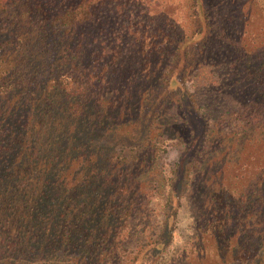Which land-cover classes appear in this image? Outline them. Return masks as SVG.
<instances>
[{
    "label": "trees",
    "instance_id": "trees-1",
    "mask_svg": "<svg viewBox=\"0 0 264 264\" xmlns=\"http://www.w3.org/2000/svg\"><path fill=\"white\" fill-rule=\"evenodd\" d=\"M132 1L114 9V0H0V264H118L114 239L146 222L134 217L145 196L151 191L167 206L175 202L179 175L168 192L166 182L154 188L153 175L161 173L157 167H126L132 180L114 184V105L136 99L137 92L121 93L128 82L114 75V11L116 17L129 12L128 27L134 26L131 20L140 16L133 13ZM185 2L195 8L196 26L185 43L195 35L199 39L186 47L154 40L144 49L151 79L145 104L157 106L161 97V80L154 74L157 54L165 59L169 46L182 49L167 78V87L174 88L177 68L199 60L211 33L204 1ZM228 21L229 42L209 57H218L221 69L241 82L242 97L206 134L216 140L224 118L235 114L243 126L251 124L264 136V47L236 53L230 41L233 19ZM142 156L151 162L152 155ZM255 176L240 189L207 182L203 204L210 216L198 221L196 236L210 229L213 257L222 258V264H264V165ZM233 207L243 218H231ZM168 212L159 231L154 221L146 222L152 236L169 230ZM233 221L243 231H228ZM161 240L156 235L151 243Z\"/></svg>",
    "mask_w": 264,
    "mask_h": 264
},
{
    "label": "rangeland",
    "instance_id": "rangeland-1",
    "mask_svg": "<svg viewBox=\"0 0 264 264\" xmlns=\"http://www.w3.org/2000/svg\"><path fill=\"white\" fill-rule=\"evenodd\" d=\"M185 1L133 0V13L140 17L131 20V24L137 23L129 27V12L119 11L116 17L114 11V75L128 82L121 93L127 95L137 90L136 99L141 98L138 103L136 99L124 98L117 104L119 107L114 105V184L124 181L128 185L132 180L126 167H157L161 173L153 175L152 185L155 188L160 181L166 182L165 191L168 192L171 179L179 175L173 185L174 189L177 187L173 205H165L160 193L151 195L150 191L145 196L144 206L134 216L150 224L154 221L155 230L159 231L165 213L170 211L169 230L152 236V229L146 222L124 230L120 240L114 239L118 264H215L223 261L213 257L209 228L196 236L198 221L210 216L203 204L207 201V182L212 179L215 186L240 189L254 179L264 165V136L251 128V124L243 126L240 118H233L235 114L224 118L222 132L216 140L206 134L219 114L237 108L242 97L241 82L234 81L232 74L221 69L218 57L210 58L209 55L229 42L230 36L224 34L225 28L229 29V19H233L230 41H234L235 52L239 49L259 52L264 47V0H203L208 7L206 14L211 21V33L205 36L199 60L177 68L171 80L174 88H171L167 87V78L176 65L177 51L181 54L182 49L175 52V48L169 46L165 59L163 54H157L154 74L161 80V97L157 106L145 104L143 95L151 79L147 75L144 49L147 52L154 40L186 47L199 39V35H195L193 41L185 43L196 27L193 22L195 8ZM124 2L114 0V9L118 5L122 7ZM139 82H142L140 86ZM181 94L182 100L179 99ZM144 152L152 155L151 162L147 156H142ZM186 167L189 174L184 170ZM161 175L165 176V181ZM192 176L195 179L187 180ZM143 181H140L142 189ZM231 215V218L240 215L243 218V212L237 213L234 207ZM227 228L235 233L243 231L235 221L228 223ZM156 235L162 237L161 244L151 243ZM231 242H235L234 237Z\"/></svg>",
    "mask_w": 264,
    "mask_h": 264
}]
</instances>
